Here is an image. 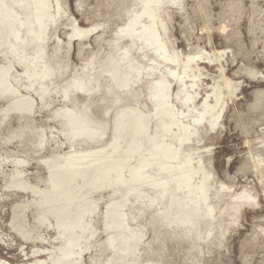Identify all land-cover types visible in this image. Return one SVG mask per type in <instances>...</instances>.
<instances>
[{
    "label": "water",
    "instance_id": "95a60500",
    "mask_svg": "<svg viewBox=\"0 0 264 264\" xmlns=\"http://www.w3.org/2000/svg\"><path fill=\"white\" fill-rule=\"evenodd\" d=\"M0 264H264L190 0H0Z\"/></svg>",
    "mask_w": 264,
    "mask_h": 264
},
{
    "label": "rangeland",
    "instance_id": "374dc122",
    "mask_svg": "<svg viewBox=\"0 0 264 264\" xmlns=\"http://www.w3.org/2000/svg\"><path fill=\"white\" fill-rule=\"evenodd\" d=\"M264 195V0H190Z\"/></svg>",
    "mask_w": 264,
    "mask_h": 264
}]
</instances>
